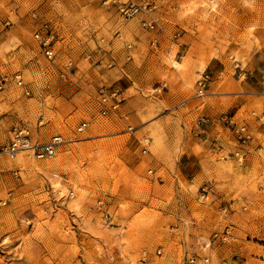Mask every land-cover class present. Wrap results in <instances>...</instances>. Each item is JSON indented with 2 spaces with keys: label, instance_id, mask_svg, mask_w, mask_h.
<instances>
[{
  "label": "rangeland",
  "instance_id": "1",
  "mask_svg": "<svg viewBox=\"0 0 264 264\" xmlns=\"http://www.w3.org/2000/svg\"><path fill=\"white\" fill-rule=\"evenodd\" d=\"M146 2L154 31L119 12ZM16 73L30 95L0 92V148L16 127L63 144L0 156V264H264V99L234 118L227 97L264 89V0H0V74Z\"/></svg>",
  "mask_w": 264,
  "mask_h": 264
},
{
  "label": "built area",
  "instance_id": "2",
  "mask_svg": "<svg viewBox=\"0 0 264 264\" xmlns=\"http://www.w3.org/2000/svg\"><path fill=\"white\" fill-rule=\"evenodd\" d=\"M155 10L156 6L150 2H146L143 4L124 3L119 7L120 15L125 20L136 18L141 14L147 15L148 18L141 21V26L148 31H154L159 26V21L154 15ZM5 26H8V23H6ZM52 38L53 33L47 23L42 25V27L35 34V39L39 41L44 55L49 60H53L56 56L55 50L51 46ZM208 81L209 77H205L200 80L199 87L202 91L199 93V97L205 96L204 89L206 88ZM11 82H14L19 88L25 90V94L27 96L30 95V92L26 90L24 79L19 73L14 74L12 77L0 74V92L4 91L7 85ZM117 95V92H114L111 95H108L104 91L101 93L99 103L100 115L107 116L111 111H115L118 109L119 103L117 102V99H115ZM259 119L264 122V114ZM221 120L227 124V127L232 131L239 143H241L242 145L250 143L253 140V136L248 125H240L236 123L233 117H223ZM203 123H210V119H204ZM88 127L89 122H83L77 128V132L83 133ZM13 135L14 137L12 138L10 143L0 148V156H5L9 159H16L21 153H30L31 156L38 160L53 159L56 157L57 148L59 147V145L63 144V139L60 136L53 137L50 142L45 144L34 142L31 136V132L27 127H16L14 129ZM144 153H146V150ZM70 196H74V193H71ZM1 204L6 205V202L0 203V205ZM98 205L99 207H105V203L103 201H100ZM108 216L109 213H107V217ZM215 237L217 238L219 237V235H216ZM203 261L206 264H209L210 259L205 258ZM190 262L191 264H196L197 259L192 258Z\"/></svg>",
  "mask_w": 264,
  "mask_h": 264
},
{
  "label": "crops",
  "instance_id": "3",
  "mask_svg": "<svg viewBox=\"0 0 264 264\" xmlns=\"http://www.w3.org/2000/svg\"><path fill=\"white\" fill-rule=\"evenodd\" d=\"M251 82L252 81L249 80L248 82L240 84L239 87L237 88V90H239L240 92L234 93L231 96H227L229 98L228 103L231 104V106L235 110L234 118H236L239 112L246 106H250V105L253 106L256 102H258L256 100H260L262 98L264 99V96H262V93H264V89L262 87H259L257 89L252 88ZM250 97L256 98V100L254 101V99H249ZM215 100L219 103L221 102L219 100V97H215ZM214 114H219V113H214ZM216 137H219V135H216ZM191 148H193V145L191 146ZM189 153H190L189 156L191 157L195 156L193 150L190 151Z\"/></svg>",
  "mask_w": 264,
  "mask_h": 264
}]
</instances>
